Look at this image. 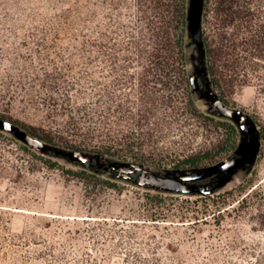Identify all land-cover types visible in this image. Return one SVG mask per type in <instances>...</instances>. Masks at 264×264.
<instances>
[{"label": "rangeland", "instance_id": "1", "mask_svg": "<svg viewBox=\"0 0 264 264\" xmlns=\"http://www.w3.org/2000/svg\"><path fill=\"white\" fill-rule=\"evenodd\" d=\"M94 2L95 85L86 100L78 98L77 90L64 95L68 85L62 76L76 81L83 66L80 58L59 59L56 52L63 53V49H51L43 51L58 66L40 60L35 37L42 34L41 25L15 28L12 19L17 16L0 11V115L25 131L36 128L42 137L53 139V144L47 143L52 147L86 151L98 159L92 165L74 163L0 131V264H264V46L256 52L249 80L242 72L232 86H225L223 94L228 106L241 109L260 130L262 148L256 164L238 170L210 197L161 194L119 172H103L104 166L138 161L144 163L136 164L143 170L170 175L188 170L191 166L185 161L192 156H199L202 168L213 166L237 149L241 131L232 121L213 114L210 103L195 92L201 113L214 120L170 119L155 133L157 144L134 148L125 153L126 160L98 154L101 139H89V121L75 110L76 102L93 101L99 125L104 116H110L115 131L134 126L135 121H122L118 111L120 105L129 106L131 98V107L139 112L142 72H129L139 74L133 79L126 72L117 76L116 65L103 52L107 42L112 46L113 41L103 34L115 30L111 17L117 12L113 0ZM255 5L264 29V0H255ZM210 20L207 30L213 41L216 13ZM230 31L234 33L233 28ZM60 46L69 49L71 44L62 39ZM186 50L193 77L199 53L190 37ZM32 63L37 69L46 65L51 76L46 77L44 70L34 71ZM118 80L127 86H117ZM55 83L62 85L60 92H54L51 85ZM199 83L204 90L201 78ZM67 95L75 102H69Z\"/></svg>", "mask_w": 264, "mask_h": 264}, {"label": "trees", "instance_id": "2", "mask_svg": "<svg viewBox=\"0 0 264 264\" xmlns=\"http://www.w3.org/2000/svg\"><path fill=\"white\" fill-rule=\"evenodd\" d=\"M189 3L190 0H113L112 4L117 13L111 19L115 30L103 34L104 38L113 42L112 46L107 42L103 52L116 65L114 70L117 76L126 72L125 76L133 79L139 74L129 72L141 70L142 106L136 113L131 107V98L127 101L129 106L120 105L118 112L122 114L121 120L135 121L136 124L128 128L121 126L122 129L115 131L112 129L110 116H104L100 122L102 125L98 124V112L93 101L83 104L76 102L75 110L84 116L83 119L89 121V139L94 142H97L98 138L101 139L97 144L98 154L126 160L125 153L134 148L157 144L159 141L155 133L162 129L163 124L169 123L170 119L178 121L187 116L215 119L204 115L198 108L187 68ZM123 8L125 13L121 12ZM0 11L11 12L13 17L17 16L12 19L15 28H23L28 23L41 25L42 34L35 37L40 60H47L56 68L58 62L43 51L51 49H63V53L56 52L59 59H66L71 55L75 56L73 58L79 57L83 66L76 81L69 82L62 76L68 85L64 89V95L70 93V90H77L78 98H91L95 85L92 73L93 56L94 49L98 47L94 0H0ZM212 13H216V22L212 24L216 28V40L213 41L207 30V24H211ZM124 19L128 23H124ZM203 20L209 82L224 101L225 86H232L234 81L240 79L242 72H245L244 76L249 80L248 72L254 70L256 52L264 46L262 20L258 15L255 0H206ZM231 28L234 33L230 31ZM62 39L69 40V49L61 48ZM75 43H80L81 47L78 48ZM122 61L125 64H121ZM68 66L72 69L71 65ZM32 67L34 71H46L48 78L51 76L44 64L37 69L32 63ZM71 73L73 77V71ZM38 80L44 81L43 84L49 87L40 76ZM117 83V86H127L121 80ZM79 85L81 89H76ZM51 86L54 92H60L62 89L59 83ZM67 98L69 102H75L71 95H67ZM158 110H162L160 115L156 113ZM0 119L8 120L2 115ZM13 123L19 126L18 123ZM229 126L235 133V126ZM27 132L46 143H54L52 138L39 135L34 127H29ZM185 162L191 166L189 169L202 168L199 156H192ZM134 163L144 164L138 161Z\"/></svg>", "mask_w": 264, "mask_h": 264}, {"label": "water", "instance_id": "3", "mask_svg": "<svg viewBox=\"0 0 264 264\" xmlns=\"http://www.w3.org/2000/svg\"><path fill=\"white\" fill-rule=\"evenodd\" d=\"M206 0H190L188 19L189 36L199 53V65L192 79L194 93L199 92L207 100L213 114L232 121L241 131L242 138L237 149L223 162L204 168L188 169L170 175H158L143 170L141 165L129 162L114 161L104 166L103 172H119L130 177L136 184L163 193L183 194L189 196H208L222 190L238 170L254 166L259 158L262 143L261 133L255 121L241 109L228 106L214 91L209 82L206 69L204 47L203 15ZM203 80L202 90L199 79ZM0 131L12 133L17 139L29 147L44 153H53L74 163L92 165L98 159L82 150H64L52 147L23 130L15 123L0 119Z\"/></svg>", "mask_w": 264, "mask_h": 264}]
</instances>
